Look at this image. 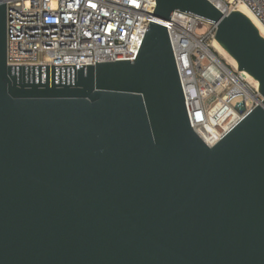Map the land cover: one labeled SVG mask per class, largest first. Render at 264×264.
<instances>
[{"label":"water","instance_id":"water-1","mask_svg":"<svg viewBox=\"0 0 264 264\" xmlns=\"http://www.w3.org/2000/svg\"><path fill=\"white\" fill-rule=\"evenodd\" d=\"M177 11L264 97V37L210 0H156L135 60L8 66L0 0V264H264V101L212 148L191 127Z\"/></svg>","mask_w":264,"mask_h":264},{"label":"built area","instance_id":"built-area-1","mask_svg":"<svg viewBox=\"0 0 264 264\" xmlns=\"http://www.w3.org/2000/svg\"><path fill=\"white\" fill-rule=\"evenodd\" d=\"M218 1L226 16L247 6L264 27V0ZM6 6L8 66H95L136 59L156 0H6ZM167 31L191 127L212 148L264 101L259 83L215 49V23L177 11Z\"/></svg>","mask_w":264,"mask_h":264},{"label":"bare ground","instance_id":"bare-ground-1","mask_svg":"<svg viewBox=\"0 0 264 264\" xmlns=\"http://www.w3.org/2000/svg\"><path fill=\"white\" fill-rule=\"evenodd\" d=\"M210 1L216 4L221 10L224 9V6L218 0H210ZM236 10L245 14L254 23V25L260 31L261 35L264 37V27L260 24L258 19L251 13V11L247 8V6L243 4L238 5ZM214 47L220 53V55L229 62V64H231L234 67H237L238 65L237 62L221 47V45L217 41L214 42Z\"/></svg>","mask_w":264,"mask_h":264},{"label":"rangeland","instance_id":"rangeland-1","mask_svg":"<svg viewBox=\"0 0 264 264\" xmlns=\"http://www.w3.org/2000/svg\"><path fill=\"white\" fill-rule=\"evenodd\" d=\"M206 32H207L206 28H204V29H199V30L197 31V34L200 35V36H202V35H204Z\"/></svg>","mask_w":264,"mask_h":264}]
</instances>
